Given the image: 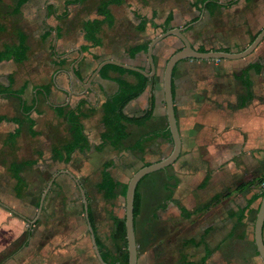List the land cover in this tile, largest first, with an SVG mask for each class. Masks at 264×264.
Instances as JSON below:
<instances>
[{"label":"crops","instance_id":"0c3cea01","mask_svg":"<svg viewBox=\"0 0 264 264\" xmlns=\"http://www.w3.org/2000/svg\"><path fill=\"white\" fill-rule=\"evenodd\" d=\"M42 1L41 4L39 0H29L16 11V0L10 10V13L15 15V25L11 22L8 25V20L0 18V25L3 26L0 37L10 33L14 36V41L10 43H17L15 32L25 33L30 45L29 60L32 38L24 31L23 21L40 27L37 34L41 39L40 44L48 45L49 50H52V60L56 67L51 70L50 81H43L35 89H39L47 98L52 93L68 95L65 103L53 104V109L64 120L66 118L60 115L58 107L82 112L80 117L89 140L88 128H92L87 124H94L97 130L100 125L98 132L101 138L103 103L119 90L118 80L137 82L134 73L128 71L122 74L115 69H108L103 75L100 71L91 85L85 87L103 60L115 59L150 71L147 51H140L131 56V50L150 43L169 29L182 28L192 45L200 51L237 52L247 47L264 27V0H125L122 4L109 6L113 23L102 26L99 34L102 43L86 48L88 41L84 36L83 24L87 19L98 16L100 0H97L95 9L87 7L93 0L77 5H70L67 0L68 6L62 10L58 9L52 0ZM1 2L2 0L0 4ZM49 29L52 32L46 35ZM6 44L9 43H4L0 51ZM183 45L177 35H170L157 43L154 49L157 82L153 116L143 125H128L130 136L134 127L144 129L134 144L142 136L145 137L154 131L159 132L157 138L145 141L142 153L157 151V156L145 160L143 166L147 162L165 158L173 150V141L169 139L168 133L163 74L169 57ZM47 50L41 47L39 53ZM12 62L14 61L0 65ZM40 65L38 63L36 66ZM247 83H250V86H247ZM173 93L182 137V151L177 162L173 164L175 188L171 198L161 193L167 186L165 184L162 186L156 183L141 189L143 209L136 219L138 264H264L255 241L256 219L262 199L260 193L264 185L261 182L264 179V39L256 50L245 58L181 60L173 72ZM0 95L9 97L6 93ZM23 95L24 92L22 98L10 96L17 98L20 103V115L13 116L23 117L22 111L26 104L32 107L33 117L32 112L36 104L29 105ZM249 95L252 97L249 98ZM73 97L78 98L75 105ZM147 108L146 90L126 105L125 113L129 116H140ZM0 124L10 126L8 133L10 132L11 124L1 121ZM7 137L8 134L4 141L6 146ZM157 147L162 149L155 150ZM17 196L23 195L19 196L17 193ZM119 196L121 195L112 200L118 199ZM217 196L220 199L211 204L210 201ZM201 206H207V209L196 211ZM169 212H176L177 216L175 225L170 229L178 232L175 260L171 259L173 254L169 257L171 241L168 226L172 222ZM190 212L191 214H188ZM124 214L120 209L118 213H111L110 219L114 229L115 219L124 217ZM26 221L29 223V220ZM30 222L37 224L39 220ZM95 226L97 237L105 247L104 254L108 260L105 261L113 264L110 261L117 260L116 264H121L124 256L122 242H113L114 248L111 247L102 236L100 237L98 225ZM27 231L31 232L29 244L34 233L33 229ZM13 234L15 235H12L9 241L20 237L23 231H15ZM65 239L66 236L56 238L61 243ZM49 245V254L57 252L66 256L67 264L70 261L72 264H102L95 249L94 256L98 263L91 260L90 255L88 256L90 251L82 246H65L69 249L64 250L65 247L57 246L52 249V244ZM39 249L40 247L36 252L38 259L35 264L42 263ZM74 251L77 252L76 255Z\"/></svg>","mask_w":264,"mask_h":264},{"label":"rangeland","instance_id":"374dc122","mask_svg":"<svg viewBox=\"0 0 264 264\" xmlns=\"http://www.w3.org/2000/svg\"><path fill=\"white\" fill-rule=\"evenodd\" d=\"M39 1L42 4L43 1ZM52 1L60 10L68 6L66 4L67 0ZM15 2L16 0H2L0 4V18L3 17L6 21L8 20V25L10 22L15 25V15L10 13ZM96 3L97 0H93L87 7L95 9ZM23 23L24 31L28 32L32 38L30 58L23 63L12 62L0 65V82L9 84L8 77L10 76L14 80L13 89L21 90L23 86H26L23 96H25L29 105L36 104L32 115L36 120L35 130L38 134L31 135L28 130L29 124L25 123L17 146L10 148L4 144L10 126L0 124V264H35L38 259L36 254L38 247H40V261L43 264H55V262L67 264L65 262L67 260L66 256H61L57 252L49 254V244H52V249L57 246H82L90 251L88 256L90 255L91 260L98 263V259L94 256V245L84 212L85 203L82 191L74 177L66 170L73 173L84 187L88 202L91 203L94 211L100 237L102 236L106 243L114 248L113 242L116 241L113 238V233L115 229L110 216L113 212L118 213L119 209L125 213L126 198L121 195L116 200H106L103 192L98 190L97 183L101 180L103 163L107 160L113 161L114 164L110 171L115 179L128 183L135 171L143 166L145 160L157 156V151H148L143 154L137 147L134 148L135 140L144 130L138 127L133 128L130 138L125 141L121 148L115 149L107 144L104 149L98 150L97 147L102 143L100 132H98L100 131V125L97 130V126L95 127L94 124H87L92 128L91 130L88 128L90 149L77 150L72 154V159L68 163L54 158L53 146H59L60 143L69 140L71 133L68 122L58 115L52 105L65 103L68 95H55L52 93L47 98L44 93L39 92V89H35L43 81H50L51 70L56 66H54L52 60L54 59L52 50H49L48 45L40 44L41 39L37 35L40 27L25 20ZM40 32L42 31L40 30ZM13 41V35L11 36L10 33L4 34L3 37H0V49H2L4 43ZM41 47L48 50L39 53ZM38 63L41 64L39 67L36 66ZM77 100L78 98L73 97V105ZM20 112V103L17 98L0 95V115H20ZM79 114L82 116V112ZM160 149L162 148L160 147ZM160 149L159 147L155 148V150ZM41 151L44 154L43 163L30 166L21 172L27 181V185L23 196L18 197L15 188L17 180L12 175L10 164L13 160L38 159ZM174 169L175 166L172 164L166 169L149 174L144 178L140 188H148L156 183L162 186L164 184L167 186L173 185L175 183L172 176ZM53 177L54 181L50 184ZM46 190L47 194L43 208L39 213L37 203ZM161 193L168 195L169 191L164 188ZM169 213L172 221L171 225L168 226L170 231L175 225L177 216L175 215L176 212ZM25 218L29 220V223ZM33 220H39V223L33 224L30 222ZM30 229H33L34 237L30 239L26 247L20 248V251L14 254L19 245L17 241L23 239L26 231ZM15 231H19V233L23 231V234L14 241H9L11 236L15 235L13 234ZM177 233L175 229L169 232V240L171 241L169 244L171 246L169 247V257L173 254L172 260H175L177 255ZM179 235L181 237L182 233ZM59 236H66L63 243L56 240ZM7 244L8 247H6ZM66 247L64 250L69 249ZM76 253L74 251V255ZM69 264H72V262L70 261Z\"/></svg>","mask_w":264,"mask_h":264},{"label":"trees","instance_id":"16d2710c","mask_svg":"<svg viewBox=\"0 0 264 264\" xmlns=\"http://www.w3.org/2000/svg\"><path fill=\"white\" fill-rule=\"evenodd\" d=\"M29 0H18L15 5V10L18 11L22 5H24ZM88 0H69L68 4L70 5H77L83 4ZM125 0H100L98 4V16L93 19H87L83 24L84 36L85 39L88 41V44L85 46L86 48L99 46L102 43V39L99 36L102 26L104 24L112 25L113 23V16L109 9L111 4H122ZM51 6V4L49 5ZM3 32V26L0 25V33ZM52 31L49 29L45 34L49 35ZM16 38L18 39L17 43H9L4 46V49L0 51V63L6 62H24L29 57V50L30 45L28 43V36L21 32H15ZM149 43L143 46L134 47L131 50V56H134L137 52L140 51H147ZM108 69H115L120 73L131 72L134 73L137 77V82L132 83L125 79L118 80L119 83V90L117 93L111 95L108 101L103 103L104 106V116L102 119V132H101V139L102 143L97 147L98 150L105 147L107 144L112 145L113 147H121L125 144V141L130 137V133L128 131L129 124H136V125H143L145 124L151 117L153 116L155 107H156V77H149L137 71L127 70L121 66L114 65V64H107L101 70V75L108 70ZM14 81L12 78H9V84L0 83V93H6L8 96H18L22 98V94L26 88L23 86L22 89H13ZM250 86V83L246 84ZM148 91V108L143 115L140 116H129L125 113L126 105L133 99L139 97L145 91ZM252 96L249 95V98ZM24 110L22 111V116H1L0 121L3 123H9L12 125L10 132L8 133V137L6 140V144L11 148H15L17 145V139L21 135L23 131L24 123H28V130L31 135L38 134L35 130L36 121L31 116L32 107L28 105H24ZM58 111L60 115L64 116L68 123L70 124V133L71 139L60 143L59 146L54 145L52 148L53 157L57 158L65 163H68L72 159V154L79 151L89 150L90 149V140L88 135L85 131V126L82 122V119L79 114V110L70 109L67 110L66 107H58ZM169 139L173 141V137L171 134L170 129L168 128ZM147 136V137H146ZM145 137L142 136L136 144H134V148H138L141 152H144V145L145 141H149L150 139H155L159 136L158 131H154L149 133ZM44 160V154L41 151L40 157L38 159H26V160H14L11 163L10 170L12 175L17 180L16 183V190L19 196L23 195L24 189L26 188L27 181L21 174V172L27 169L30 166L36 164H42ZM150 164L147 162L145 165ZM113 165L112 161H106L104 166L101 170V180L98 182L97 187L98 190L103 192L104 198L107 200L115 199L118 195L125 196L127 191L128 183H122L115 179L113 174L110 171V167ZM166 169V168H164ZM151 174V173H150ZM148 175L144 176L138 183L136 193H135V201H134V215H135V226H136V219L142 212L143 209V194L141 191V185ZM264 183V179L261 180ZM262 183V184H263ZM166 186V184H165ZM168 189L169 194L167 198H171L173 190L175 188V183L173 185L166 186L165 189ZM261 196L264 195V185L261 188ZM220 197H215L210 203H216ZM40 204V201L37 203ZM207 209V206H201L196 209L204 210ZM183 212H185L184 208H182ZM85 212V209H84ZM89 218L91 224L94 228L97 244L101 250V254L103 258L107 260L104 254V244L102 241L97 237L96 234V224H95V215L91 203H89ZM188 214H191L188 213ZM30 237V232L27 231L26 235L23 236V239L17 241L18 247L14 251V254L20 249L25 247L28 244V238ZM113 238L115 241L122 242V246H124V256L121 260V264H128L129 262V252L127 248V237H126V224H125V217L116 218L115 219V230L113 233ZM20 239V238H19ZM22 241V242H21ZM206 260V258L204 259ZM203 260V261H204ZM111 263L117 262V260L110 261ZM203 263V262H202ZM200 263V264H202ZM184 264H187V262ZM191 264V263H189ZM195 264V263H194Z\"/></svg>","mask_w":264,"mask_h":264},{"label":"water","instance_id":"95a60500","mask_svg":"<svg viewBox=\"0 0 264 264\" xmlns=\"http://www.w3.org/2000/svg\"><path fill=\"white\" fill-rule=\"evenodd\" d=\"M170 35H177L183 42V46L175 51L167 60L164 74H163V89H164V98H165V106H166V114L169 124V129L171 131L173 137V150L171 153L163 159H160L156 162H151L150 164L144 165L138 170L130 178L127 191H126V210H125V224H126V237H127V248L129 252V262L128 264H138L139 254H138V243H137V235H136V226H135V215H134V201H135V193L138 186L139 181L146 175L153 173L155 171L164 169L169 167L170 165L174 164V162L179 158L181 151H182V137L178 125L176 110H175V101H174V93H173V72L174 68L178 62L186 58H197V59H241L251 55L256 48L259 46L261 41L264 39V27L259 31L256 37L252 40V42L245 47L244 49L231 52V51H223V50H208V51H200L196 49L189 38L185 35L182 28L175 27L165 31L164 33L158 35L149 43L148 46V58L151 65V70L146 71L140 67L132 66L125 64L123 62L117 61L115 59H106L99 63L96 67L94 72L92 73L89 81L85 84V87H89L92 83V80L95 76H97L102 68L107 64H115L127 69H132L138 71L146 76L153 77L157 73V66L156 61L154 58V49L157 43L165 39ZM72 70L74 71V66H72ZM74 179L77 181L84 198L85 203V215L88 222L89 230L91 233L94 249L97 255V258L102 264H109L105 261L101 254V250L97 244L96 235L94 228L91 224L89 218V204L86 192L73 173L66 170ZM55 177V176H54ZM54 177L52 178L50 184L53 183ZM48 190V189H47ZM46 192L43 193L42 198L39 204V213L43 208L44 200L47 194ZM263 229H264V195L261 199V205L259 208V212L256 219L255 225V241L257 245V249L259 254L261 255L262 259L264 260V239H263Z\"/></svg>","mask_w":264,"mask_h":264}]
</instances>
